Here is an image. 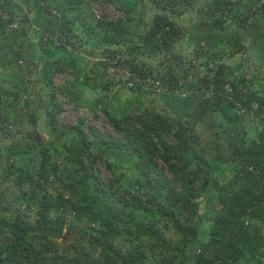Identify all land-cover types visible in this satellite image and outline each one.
Listing matches in <instances>:
<instances>
[{
  "label": "rangeland",
  "instance_id": "obj_1",
  "mask_svg": "<svg viewBox=\"0 0 264 264\" xmlns=\"http://www.w3.org/2000/svg\"><path fill=\"white\" fill-rule=\"evenodd\" d=\"M2 1L0 0V3ZM8 1L12 5L16 21L12 25L7 24L9 27L5 25L15 31L9 33L4 40H0V87L9 91L8 94H4L5 120L0 123V172L6 170L7 163H12L17 168L28 167L35 172L42 154L50 158L51 180L44 187L51 195L61 196L67 201L63 209L51 213L52 217L61 216L64 219L62 234L68 233L65 241L62 239L65 235L52 239L61 247L67 244L83 245L84 240L71 227L88 231L92 228L97 229L93 216L102 212L117 225L122 222L128 223L125 228L118 227L119 235L116 242L123 248L130 244L140 246L147 258V264L158 261L163 264H197L195 260L199 243L207 236L208 224L218 210L215 202L210 199L211 203L206 209L204 207L205 213L195 242H185L183 236L164 222L160 227L168 246L161 250L155 247L152 249L149 239L137 238L133 234V219L127 214L122 215L123 209H120V205L106 202L100 195H95L91 191L92 181L88 177L89 172L98 174V182L106 187L113 180H117L115 188L121 186L122 193L129 190L132 194L144 198L148 191V183L139 174L136 158L127 152H107L95 137L87 134L92 143L91 151L94 153L101 151L102 157L95 161L92 169L85 162L84 170L79 163L74 162L83 155L78 142L79 134L76 132L71 136L68 130L82 122L84 132L92 128L100 136L118 140L119 134L110 125L109 117L121 118L131 114L134 111V104L139 106V110H143L150 102L155 105L156 112L166 117L171 127L176 129L188 117L190 110L195 108L201 95L196 89L197 74L194 76L192 68L188 77L179 78V88L175 91L166 90L161 87L160 82L153 81L150 77L138 94H129L127 90L129 85H125L129 77L128 68L119 64L118 59L130 58L125 53V47L140 44L136 34L130 35L121 46H115L102 42V33L89 27L97 20H124L126 12L133 9L135 18L140 15L142 18L139 19L145 22L144 26L136 23V19L133 20L137 25V32H141L153 16L165 14L177 23L184 34L175 44L174 53H179L186 65L196 66V71H199L198 77L206 75V70H203L199 63L207 61L212 69L223 64L228 68V82L238 87L245 86L257 96L264 97V39L261 38L264 20L254 15L258 13L259 5L264 3V0H227L235 5L225 15V23L221 28L210 26L213 20L211 13L198 10L213 0H203L181 17L170 15L168 11L156 12L147 0H77L72 3H70L72 0ZM22 13L27 15L30 24L18 23ZM8 14L7 10L3 11L0 8L2 19H8ZM220 38L222 42L218 46ZM229 41L237 42L240 48L231 50ZM195 47L201 49L212 47L216 51V56L205 57L200 52L198 55ZM112 52L116 54L113 55ZM136 59L138 64L145 63L153 67L154 73L159 70L157 62L160 58L136 56ZM93 63L103 64L99 65L100 72L104 73L105 79L113 80L108 90L93 91L85 84L83 75ZM43 71L45 77L42 79ZM208 74L212 77V71ZM53 94L54 97L50 98ZM50 100L53 103L47 109L55 113L54 125L58 131L67 135L64 141L66 152V149L61 150L43 132L45 125L43 121L46 119L43 103L44 101L49 103ZM254 109L256 105L247 111L226 104L218 112L204 114L198 120L195 131L203 142L216 143L218 137L219 142L222 141L224 145L226 143L232 145V134L224 135L221 132L228 125L235 123L246 131L244 142L249 144L260 128L264 127V113H256ZM13 124L15 127L11 128ZM19 130L22 131L17 132ZM27 136L30 139L35 137L31 148L15 144L23 139L32 142ZM219 149L222 153L223 146H219ZM156 162L160 164L158 160ZM222 163L221 161L220 164H213L212 172H208L204 166L199 168V177L208 178L206 186L210 195L214 183L227 174V168H223ZM62 181L72 182L78 194L70 197L67 192L62 191ZM0 190L3 193L4 205L12 211L9 215L0 214V242L9 243L11 234L8 223L11 222L13 214L17 210L23 213L33 212L42 191H33L29 183L19 182L17 174L5 178ZM160 196L164 201V195ZM128 197L126 196V199ZM201 203L202 206L206 204L204 200H201ZM108 210L113 213L110 214ZM132 217L138 221L144 215L137 209L135 214L132 213ZM244 227L248 235L243 246L246 253L238 264H249L250 256L256 252L264 254V226L245 220ZM89 251L96 255L95 249L91 248Z\"/></svg>",
  "mask_w": 264,
  "mask_h": 264
},
{
  "label": "trees",
  "instance_id": "obj_2",
  "mask_svg": "<svg viewBox=\"0 0 264 264\" xmlns=\"http://www.w3.org/2000/svg\"><path fill=\"white\" fill-rule=\"evenodd\" d=\"M76 1L72 0L70 3ZM147 1L156 12L168 11L170 15L181 17L203 0ZM234 5L235 3L227 0H213L198 10L211 13L213 20L210 26L221 28L225 23V15L232 10ZM0 8L9 12L8 19L0 17V40H4L9 33L15 31L5 25L15 23L16 16L8 0H3ZM133 13L134 10L129 9L124 20H97L93 26L89 27L102 33V42L112 43L115 46H121L130 35L136 34L140 44L125 47V53L130 58L118 59L119 64L128 68L129 77L125 82V85H129L128 93L138 94L142 85L150 77H152L151 80L160 82L161 87L166 90L175 91L179 88V78L188 77L194 68V76L197 74L196 89L201 95L195 108L190 110L188 117L176 129L171 127L166 117L156 112L152 102L148 103L143 110H139V106L134 104V111L121 118L109 117L110 125L119 134L118 140L100 136L92 128L84 132L83 123H77L68 129L71 136L76 132L79 134L78 142L83 154L74 162L79 163L82 169L85 168L84 163L87 162L92 169L95 161L102 157L101 151L96 153L91 151L92 143L87 138V134L95 137L99 145L104 146L107 152H127L136 158L139 174L148 183V191L144 198L132 194L129 190H124L125 193H122L121 186L115 188L117 180H113L106 187L98 182V174L89 172L88 177L92 181L91 191L95 195H100L106 202L120 205V209H123L122 215L127 214L133 219V234L137 238L149 239L152 249L155 247L161 250L168 246L160 227L164 222L183 236L185 242H195L205 213L204 207L206 209L213 200L218 210L208 224L207 236L203 242L199 243L195 261L197 264H238L246 253L243 247L244 239L248 236L244 227L245 220L264 226V127L260 128L249 144H246L244 142L246 131L232 123L221 133L224 135L231 133L233 143L224 145L222 141L219 142L218 137L216 143L203 142L197 135L195 126L204 114L218 112L226 104L241 107L247 111L252 110L256 105L254 111L264 113V97L257 96L245 86L238 87L228 82V68L223 64L212 69L207 61L199 63V66L206 70V75L198 77L199 71H196V66L186 65L183 57L179 53H174L175 44L184 35L177 23L165 14H156L146 28L137 32V25L133 21L136 18ZM254 15L264 20V3L259 5L258 13ZM139 18L142 17L139 15L136 23L145 26L144 20ZM18 23L30 24V20L22 13ZM261 36L264 39V24ZM221 42L220 38L218 46ZM229 45L231 50L240 48L239 44L234 41H229ZM195 49L198 55L200 52L205 57L216 56V51L212 47L206 49L195 47ZM136 56L160 58L157 62L159 70L154 73L155 69L150 65L138 64ZM99 65L103 64H92L83 75L84 82L93 91L98 89L106 91L113 84V80L105 79L104 73L100 72ZM211 71L212 77L208 74ZM44 77L43 71L42 79ZM8 93L7 89L3 90L0 87V123L5 120L3 98L4 94ZM53 97L54 94L50 98ZM52 103L51 100L49 103L45 101L43 103L46 116L43 121L45 123L43 132L61 150L66 149V152L64 141L67 135L58 131L53 121L55 113L47 109ZM14 127L15 124L11 128ZM27 138L30 139L29 136ZM34 138L31 137L32 142L30 143L23 139L15 144L31 148ZM36 139L38 140V136ZM219 146H223L222 153L219 152ZM156 160L159 161V165ZM221 161L224 163L221 166L227 168V174L214 183L210 195L207 193L206 186L208 178L199 177V168L204 166L208 172H212L211 166L215 163L220 164ZM49 165L50 158L42 154L35 172L28 167L17 168L12 163H7L6 170L0 172V188L5 178L17 174L19 182L29 183L33 191H42L33 212L23 213L17 210L13 214L11 222L8 223L11 239L9 243L0 242V264H147V258L140 246L130 244L123 248L116 242L119 235L118 227L125 228L128 223L122 222L117 225L102 212L95 213L93 216L97 229L92 228L88 231L79 227H71L84 240L83 245L67 244L61 247L52 241L64 235L62 239L65 241L67 237V232L62 234L63 217L51 216L53 211L63 209L67 201L61 196H53L46 191L44 185L48 184L52 175ZM61 190L67 192L70 197L78 194L72 182L62 181ZM160 194L164 195V201L161 200ZM126 196H129L128 199ZM201 200L206 202L205 206H202ZM137 209L141 210L144 215L138 221L132 217V213L135 214ZM108 212L113 213L110 210ZM3 213L9 215L12 211L4 205L3 193L0 190V214ZM91 248L95 249L96 255L91 254L89 251ZM249 259V264H264L263 253L256 252ZM152 264L163 263L158 261Z\"/></svg>",
  "mask_w": 264,
  "mask_h": 264
}]
</instances>
